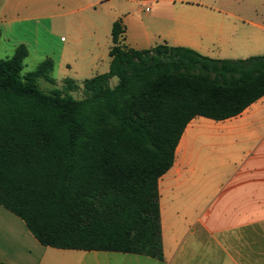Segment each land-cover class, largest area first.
Segmentation results:
<instances>
[{
    "label": "trees",
    "instance_id": "16d2710c",
    "mask_svg": "<svg viewBox=\"0 0 264 264\" xmlns=\"http://www.w3.org/2000/svg\"><path fill=\"white\" fill-rule=\"evenodd\" d=\"M125 34L119 19L109 71L86 79L81 99L73 79L40 88L55 82L50 58L23 75L25 45L0 60V205L45 247L163 261L160 180L192 120L232 119L264 98V56L138 50Z\"/></svg>",
    "mask_w": 264,
    "mask_h": 264
},
{
    "label": "rangeland",
    "instance_id": "374dc122",
    "mask_svg": "<svg viewBox=\"0 0 264 264\" xmlns=\"http://www.w3.org/2000/svg\"><path fill=\"white\" fill-rule=\"evenodd\" d=\"M28 1V8L22 16L31 21L19 24L15 34V39L24 42L31 54L25 60L22 74L26 75L37 68L40 55L54 52L58 58V53L64 48L72 53L68 57L73 62V55H76L80 69L70 75L57 70L52 75L56 78L54 83L40 79L39 86L50 93L62 89L65 79H74L79 87L73 93L77 99L83 97V82L86 79L109 71L112 27L119 19L125 24L127 43H132L138 50L161 44L181 46L202 41L207 57L222 60L255 56L238 52L237 49L244 38L255 36V29L250 24L264 25V0ZM2 8L3 1L0 0V13ZM197 26L205 27L206 32L199 34ZM37 52L39 54L36 56ZM257 54L264 56V53ZM0 55L1 58L9 56L1 51ZM117 82V78H113L111 85ZM231 149L230 141L221 130H202L193 137L187 157L189 168L180 181L183 185H176L173 181L163 198L169 250H174L177 241L190 230L182 221L190 216L191 208L196 211L206 206L197 203L199 189L192 192V182L206 185L217 178L216 173ZM182 163L178 164L177 173L184 169ZM182 244L179 256L182 255L184 261L191 264L190 234ZM200 261L195 262L206 264Z\"/></svg>",
    "mask_w": 264,
    "mask_h": 264
},
{
    "label": "crops",
    "instance_id": "0c3cea01",
    "mask_svg": "<svg viewBox=\"0 0 264 264\" xmlns=\"http://www.w3.org/2000/svg\"><path fill=\"white\" fill-rule=\"evenodd\" d=\"M2 1L0 51L9 56L1 58L0 55V60L12 57L18 46H26L24 42L15 39V34L19 24L31 21L22 16L28 8V0ZM250 26L255 29V36L244 38L237 50L256 56L257 53H264V25L252 23ZM197 27L199 34L206 32L205 27ZM49 31L53 35L51 30ZM126 45L134 48L127 40ZM174 47L190 48L207 57L202 41ZM38 54L37 52L36 56ZM71 54L64 48L58 53V58L54 52H49L40 55V63L50 58L54 61V72L58 70L65 75L77 73L76 70L81 66L77 63L76 55H73L75 62L70 60L68 56ZM93 64H96L95 58ZM54 79L56 80L55 77ZM202 130H221L230 141L232 149L217 171V178L206 185L192 182L191 191L199 189L197 203L206 206L196 211L191 208L190 216L182 221L190 230L177 241L175 249L171 251L167 247L168 224L164 216L163 198L173 181L176 185H183L180 181L189 168L187 157L190 145L193 137ZM181 162L184 169L177 173L176 168ZM159 191L163 261L133 254L45 247L20 218L0 205V263L187 264L179 254L185 237L190 234L191 264H197L198 259L206 264H264V98L232 119L216 122L198 117L192 120L178 145L174 167L160 180Z\"/></svg>",
    "mask_w": 264,
    "mask_h": 264
}]
</instances>
